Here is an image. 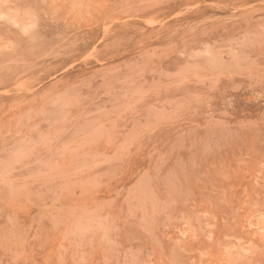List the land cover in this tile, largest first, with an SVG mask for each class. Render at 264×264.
Listing matches in <instances>:
<instances>
[{
  "label": "rangeland",
  "instance_id": "374dc122",
  "mask_svg": "<svg viewBox=\"0 0 264 264\" xmlns=\"http://www.w3.org/2000/svg\"><path fill=\"white\" fill-rule=\"evenodd\" d=\"M0 264H264V0H0Z\"/></svg>",
  "mask_w": 264,
  "mask_h": 264
}]
</instances>
